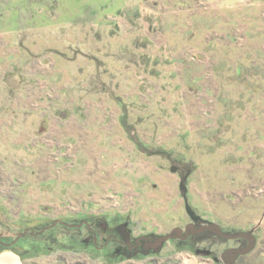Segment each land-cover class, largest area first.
<instances>
[{"label": "rangeland", "instance_id": "rangeland-1", "mask_svg": "<svg viewBox=\"0 0 264 264\" xmlns=\"http://www.w3.org/2000/svg\"><path fill=\"white\" fill-rule=\"evenodd\" d=\"M183 180L199 217L255 236L237 264H264V0H0L7 251L25 264L89 235L67 227L82 222L184 229ZM188 260L213 264L172 240L145 259Z\"/></svg>", "mask_w": 264, "mask_h": 264}, {"label": "flooded vegetation", "instance_id": "flooded-vegetation-1", "mask_svg": "<svg viewBox=\"0 0 264 264\" xmlns=\"http://www.w3.org/2000/svg\"><path fill=\"white\" fill-rule=\"evenodd\" d=\"M208 222L209 221L204 220L200 217L196 222H193L190 219V222L187 225L193 224L194 230H198L201 228V226L207 225ZM80 224H82L81 227H78V225H72L73 227H69V228L81 229L83 227H86L89 230V235H87L84 238H81L83 243L87 246L92 245L94 249L98 250L99 252H102L104 257L108 259H118V258L132 259V258H139L142 256L149 257L152 255H157L158 253L162 251L161 250L159 252H155L151 248L147 247V245L152 243L157 237L134 238L128 227L127 222L120 223L114 228H110V229L108 228L107 225H103L101 223L100 224L94 223L92 225L90 222H82ZM222 231L226 233V231H224L223 229ZM206 235H210L213 239L225 240L221 238L220 236L214 234L212 231L205 230L203 232L189 234V236H187L185 239H177V240H172V241L177 242L178 252H181L179 251L180 249H188L190 251H194L196 255H204L207 258L212 259L213 264H224L220 260V255L216 256L214 254L213 249L211 250L210 249H199L200 245L204 243L203 241L201 242L200 239L202 237H205ZM225 241H236L237 244L234 247H229V248L224 249V251L227 249H231V248L246 247L248 245V242L244 239L225 240ZM0 245H3V246L8 245L6 247H9V244L2 243V242H0ZM12 245H15V243H13ZM213 245L218 246L217 244H213ZM237 261H236V264H237Z\"/></svg>", "mask_w": 264, "mask_h": 264}, {"label": "water", "instance_id": "water-1", "mask_svg": "<svg viewBox=\"0 0 264 264\" xmlns=\"http://www.w3.org/2000/svg\"><path fill=\"white\" fill-rule=\"evenodd\" d=\"M171 171L174 172L175 169H172ZM181 189L183 190V197L185 201L186 213L193 222H196L200 217L196 215L195 211L190 207L188 203L187 187L184 185V180L181 183ZM56 224L57 222L54 223V225ZM81 225L82 224L78 225V227H81ZM67 226L73 227L72 225H67ZM47 229L48 227L43 229L40 232V234L44 233ZM205 230L212 231L214 234L220 236L221 238L225 240L244 239L248 242V245L246 247L231 248V249L225 250L220 255V260L224 264H236V261L238 260L239 257L247 256L254 250L256 246V238L251 232H240V233H235V234H229V233L223 232L221 227L218 224H215L213 222H208L207 225L201 226V228L198 230H194L193 224L187 225L184 230L181 228H174L173 230L170 231V233L166 235L158 236L152 243L148 244L147 247L151 248L155 252H159L163 249L164 245L171 240L185 239L187 236H189V234L203 232ZM27 233L34 234L30 229H26L23 233L17 236V238L15 239L13 243H16L17 241H19ZM5 246H8V245H5Z\"/></svg>", "mask_w": 264, "mask_h": 264}, {"label": "crops", "instance_id": "crops-1", "mask_svg": "<svg viewBox=\"0 0 264 264\" xmlns=\"http://www.w3.org/2000/svg\"><path fill=\"white\" fill-rule=\"evenodd\" d=\"M5 254H15L10 253L7 250H3L0 252V257ZM17 259L22 263L21 259L16 255ZM148 258V257H146ZM145 257L132 258V259H113L106 262L99 261V264H149L145 261ZM92 260V259H90ZM89 258L85 250H68V249H58L55 250L48 255L39 254L37 257H32L29 262H25V264H88ZM47 262V263H46ZM189 262L193 264H205L199 263L197 261L188 260L183 261V264H189ZM23 264V263H22ZM208 264V263H207Z\"/></svg>", "mask_w": 264, "mask_h": 264}, {"label": "trees", "instance_id": "trees-1", "mask_svg": "<svg viewBox=\"0 0 264 264\" xmlns=\"http://www.w3.org/2000/svg\"><path fill=\"white\" fill-rule=\"evenodd\" d=\"M72 241V242H71ZM56 242V241H55ZM70 242H71V245H69L68 247L66 245H61L59 244L58 246L61 247V249H68V250H84L86 249V245L83 243L82 239H74V238H70ZM16 244V243H15ZM57 244V243H56ZM10 249V246L9 247H6V246H3V245H0V252L3 251V250H8ZM51 250H53V248H49L48 249V252H50ZM186 250V249H185ZM179 251H182V249H180ZM20 257H22L21 254H18Z\"/></svg>", "mask_w": 264, "mask_h": 264}, {"label": "bare ground", "instance_id": "bare-ground-1", "mask_svg": "<svg viewBox=\"0 0 264 264\" xmlns=\"http://www.w3.org/2000/svg\"><path fill=\"white\" fill-rule=\"evenodd\" d=\"M0 264H21L18 259L10 254H5L0 257ZM189 264H193L189 262Z\"/></svg>", "mask_w": 264, "mask_h": 264}]
</instances>
